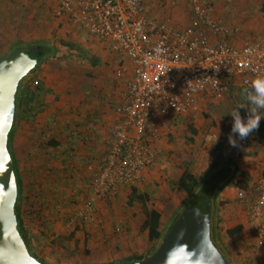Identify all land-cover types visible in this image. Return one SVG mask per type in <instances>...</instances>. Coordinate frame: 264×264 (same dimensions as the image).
Instances as JSON below:
<instances>
[{
  "label": "crops",
  "instance_id": "1",
  "mask_svg": "<svg viewBox=\"0 0 264 264\" xmlns=\"http://www.w3.org/2000/svg\"><path fill=\"white\" fill-rule=\"evenodd\" d=\"M47 2L48 5L43 3L44 13L48 8L51 10L49 14L55 12L56 1L48 0ZM204 2L209 8L211 18L218 20L227 33L210 42L224 41L233 47H243L264 40V0H204ZM158 3L159 0H144L146 19L164 22L158 20L162 13L160 6H157ZM165 10L169 11L167 7ZM172 14L173 16L164 23L172 25L175 29H182L176 27L177 25L181 27L188 25L189 7L172 8ZM2 32L5 35L3 30ZM4 38L15 42L10 34ZM90 38L95 42H74L75 48L82 47L86 49V53L90 54L89 57L82 56L85 61L78 59L76 57L78 54L74 53L72 59L76 57L79 61L61 66L54 64L58 58L51 57L49 62L41 65L39 69L36 68L27 76L22 87V97L25 101L18 111V122H16V114L14 115L11 128L13 130L8 145L12 156L16 158L19 175L22 176L23 195L25 196V192L32 189H35L37 194L35 199L38 201L36 209L39 215L36 216L35 222H39V227L34 225L33 229L39 230L37 232L42 241L48 240V246L57 248L59 251L68 247L74 248L75 237H80L75 235V229L79 227L82 229L79 232L83 234L86 250L100 253V262H104L106 254L116 251V246L119 248V255L128 253V243H132L131 251L136 252L137 255L145 251V249L140 251L137 245L139 229L137 230L136 225L131 223L136 217L144 222V214L127 213L116 221L109 217L113 215L116 205L122 203L123 197L130 196L132 188L136 189L139 195L148 198L145 203L147 208L148 204L156 199L154 207L150 209L161 213V230L187 200L184 192L179 200L171 198L168 201L169 210L165 215L166 218H163L165 212L162 202L157 199L159 190L153 187L151 180L156 178L159 171L167 169L166 165L162 166L161 161L165 159L167 151L173 149L169 140L176 135L175 132L183 121L176 128L172 125H175L179 119L191 118L196 123L192 126L196 130L204 126L205 121L202 115L206 113L210 97L203 96L198 99V112L181 117L174 124L170 122L171 125L165 129L160 128L162 137L156 144L158 155L152 166L143 171L140 182L132 186H118L115 197L96 199L93 202L96 211L94 210L92 217L85 218L82 223L81 214L79 209L76 210V206L80 205L79 202L86 204L93 195L91 185L107 154L110 128L121 119L117 111L126 102L127 86L132 77L130 71L123 76H117L116 55L110 52L106 42ZM81 63L83 64L80 65ZM32 93L33 99L27 103L26 99L31 97ZM197 133L199 132L196 131L192 135L195 136ZM247 139L249 143L244 147L237 139L235 147L231 145L229 138L223 143L220 164L228 170L227 178L220 184L225 185L215 201L214 214L216 215L213 214L215 221L213 231L216 240L223 237V232L226 233L237 226H241L242 231L251 228L255 235L249 210L245 208L246 211L242 212L240 208L231 209V203L235 199L236 191L242 190L241 188L250 189L258 181L264 180L262 146L264 117L261 118L259 129L253 131ZM218 142L220 140L215 145ZM216 160L215 157L211 163L205 162L201 170L189 169V173L199 179ZM218 170L220 168L215 171ZM182 174L183 172L178 176L177 181ZM227 204L231 210L225 209L223 212L230 210L229 214L217 213L220 207ZM140 206L142 207L141 204ZM116 222L121 231L126 230V235L118 236L119 229L115 230L116 233L110 231L109 227ZM254 240H257L256 235ZM55 252V254L58 253ZM39 254L40 261V258L47 262L55 260V255L48 256L49 251L41 253L39 250Z\"/></svg>",
  "mask_w": 264,
  "mask_h": 264
},
{
  "label": "built area",
  "instance_id": "2",
  "mask_svg": "<svg viewBox=\"0 0 264 264\" xmlns=\"http://www.w3.org/2000/svg\"><path fill=\"white\" fill-rule=\"evenodd\" d=\"M55 1L57 17L108 44L118 60L117 76L128 71L132 75L126 102L117 111L121 119L110 128L107 154L91 185L85 218L92 217L96 199L115 197L118 186L140 182L158 155L160 128L197 112L199 98L220 97L230 84L250 91L257 75H264V40L243 47L210 42L227 33L211 18L204 0H188L189 24L183 29L146 19L144 0ZM254 186L253 199L243 190L236 195L250 212L260 247L264 245V180Z\"/></svg>",
  "mask_w": 264,
  "mask_h": 264
},
{
  "label": "rangeland",
  "instance_id": "3",
  "mask_svg": "<svg viewBox=\"0 0 264 264\" xmlns=\"http://www.w3.org/2000/svg\"><path fill=\"white\" fill-rule=\"evenodd\" d=\"M47 1L48 0H0V60L6 55L10 54L13 51L12 49L15 50L18 48H28L36 44H43L50 50V53L43 58L37 69H39L41 65L45 64L46 62H49L51 57L58 58L55 60L54 64H59L61 66L68 65L70 62L74 63L79 61V58L85 61L83 59L84 57H82L85 55L89 57L88 55L90 54L86 53V49L82 47L75 48L76 45L74 42L95 41L90 40L91 38L87 36L85 32L72 23L57 17L55 12L49 14L51 11L49 8L44 13L43 3H47L48 5ZM157 6H160V9H162V13L158 17V20H163L165 22V20L170 19L173 16V14L171 15L172 8L175 9L179 6H187L188 8L189 3L188 0H159ZM165 7H167L169 11L165 10ZM176 21L178 22V20ZM176 21H174V23ZM179 26L180 25H177L176 27L182 29L187 27ZM2 30L5 32V35H3ZM9 34L14 38L15 42L8 40V38H4ZM74 53L78 54V56H76L78 59L76 57L75 59H72ZM82 64L83 63L80 65ZM26 78L20 81L18 92L16 93V122L19 121L18 111L24 102V97H22V87L24 86ZM245 90L246 89L240 88L237 84H230L228 91L223 94V96L209 98L206 113L204 112L202 115V118H204L205 121L204 126H200L197 130L195 127H192L195 126L196 123L193 122V119L191 118L179 119L175 125H172L176 128L178 127L177 125L183 121L181 126L177 128V131L175 132L176 135H173L172 137L175 141H173L172 138L169 140V144L173 149L171 151H167L165 159L161 161V164L163 163L162 166L166 165L167 169L164 171H159L156 178L153 181L151 180V182H153V187L157 191L159 190V196L157 199L162 202L161 205L165 212L163 218H166L165 215L169 210L168 201L171 198L179 200L180 195L183 193V191L179 188L177 181L181 172H190L189 169L194 168L196 170H201L204 167L205 162L210 161L211 163L213 158H215V143L222 137L227 139L230 135H232L231 129L234 123V117H232L230 113L237 109L238 105L243 104L248 106L246 108L239 109L241 116L246 122L249 109L253 106L249 105ZM258 111L261 116L264 114V109H259ZM189 128H192L195 130V132L197 131L199 133L193 136L189 131ZM233 138L237 139L240 142V145L244 147V140H240L238 135H233ZM19 177L21 180L22 176L19 175ZM254 188L255 186L253 185V187L250 189H241L246 192L249 199H253L255 196ZM236 193L235 199L231 203V209L240 208L242 209V212H245L246 209L238 202ZM23 194L24 191H22L18 205L21 215L25 220L24 223L28 227L27 237L30 251L36 256L37 259L40 255L39 250L41 253L44 251H49L48 256L50 257L55 255V260L51 262H47L40 258L41 263L43 264H120L128 258L144 257L145 259L146 257H149V255H152L159 245L158 244L155 248L154 243L148 241L147 232L143 226V222L142 220H138L136 217L131 223L136 225L137 230L139 229L137 245H139L138 247L140 248V251L145 249L144 253L140 255H137L136 252L133 253L130 247L132 246V243H128V253L126 255H119V248L116 246V251H113V253L108 252L104 262H100V253H92L89 251V249H87L88 251L86 250L85 244L83 243V234H80L79 232L82 231V229L79 227L75 229V235L80 237H75L73 244L74 248L68 247L62 251H59L57 248L55 249L52 246H48V240L42 241L38 233L39 230H37V232L35 229H33L34 225L35 227H39V222H35V220L34 222H29L26 201L27 191L25 192V196ZM155 200L153 201L155 202ZM154 202L148 204L149 209L154 207ZM79 204V206H76V210L79 209L78 211L81 214L80 220H82L81 222L83 223L85 219L84 209L86 207L85 204L83 205V203L81 204L79 202ZM115 208L116 209L113 210V215L109 216L111 220L115 221L117 218L121 217L122 215L125 216L127 213L130 215L132 212H135L134 215H138L140 213L143 214V207H141L138 203L134 204L129 196H124L122 203L117 204ZM225 209H230L228 208V204L226 206L220 207L218 210L219 212L217 211V213L227 215L231 212V209L227 212H223ZM214 215H216V213ZM213 226L215 227L214 220ZM168 227L169 222H167L165 225L163 232ZM109 229L111 232L116 233L115 230L119 229V224L116 222L115 224H112ZM126 234V230L121 231V229H119L118 236H124ZM255 235L251 228L245 231L241 230L233 237H229L223 232V237L221 239H215V242L220 248V254L223 255L226 261H230L231 264H264V245L260 247L257 246L256 241L254 240ZM54 250L58 253L55 254L56 252Z\"/></svg>",
  "mask_w": 264,
  "mask_h": 264
},
{
  "label": "water",
  "instance_id": "4",
  "mask_svg": "<svg viewBox=\"0 0 264 264\" xmlns=\"http://www.w3.org/2000/svg\"><path fill=\"white\" fill-rule=\"evenodd\" d=\"M37 64L26 48L13 50L0 61V264H43L30 254L17 229V184L7 148L19 83ZM181 249L194 257L192 264H229L211 240L209 205L183 210L152 255L125 264H169L171 253Z\"/></svg>",
  "mask_w": 264,
  "mask_h": 264
},
{
  "label": "trees",
  "instance_id": "5",
  "mask_svg": "<svg viewBox=\"0 0 264 264\" xmlns=\"http://www.w3.org/2000/svg\"><path fill=\"white\" fill-rule=\"evenodd\" d=\"M26 49H27L30 57H34V58L38 59V64H37L36 68L39 66V64H41V61L43 60V58L50 53L49 48L43 44H36V45L30 46ZM12 50H14V49H12ZM34 70L32 72H34ZM17 92H18V89H17ZM32 95H33V93L31 94V97L26 99L27 103L32 101V99H33ZM15 101H16V95H15ZM24 101H25V99H24ZM15 111H16V103H15ZM189 131L192 133H195V131H193V129H191V128H189ZM11 132H12V130L9 133L8 141L10 139ZM224 142H225V138L222 137L220 139V142H218L215 145V155H216L215 157L217 158V160L214 161V163H212L209 166L208 170L203 174V176H201L199 179H196L193 175H191L187 171H185L181 175L178 183H179L180 189L187 195V200L172 215V217L170 218V221H169V227L164 232H163V230L160 229L161 213H159L158 211L153 210V209H148L145 206V203L148 201V198L146 196L139 195L137 193L136 189H134V188L131 189V193H130L129 197L134 203H138V204L142 205L143 214L145 217V220L143 222V226L147 232L148 241L154 243L155 248L159 244V242L162 240V238L168 233L172 224L174 223V221L176 220L178 215L183 210L187 209L188 207H198L201 210H204L205 207L209 205L210 206V221H211L210 237H211V240H212L214 246L221 253L220 248L217 246V244L215 242V236H214V231H213V229H214L213 214H214V211L216 209V206H215L216 197L219 195L222 187L225 185V184H222V185H220V184L222 182H224V180L227 178L226 172L228 169L221 167V164H220L221 163L220 154H221V151L223 149V143ZM8 143H7V148L9 151ZM9 153H10L11 158H12L13 169H14V174H15V179H16V184H17V201H16L15 207H14V212H15V216H16V220H17V229H18L20 236L23 238L30 254L36 258V256L29 249V243H28V237H27L28 227L24 223L25 220L23 219V217L21 215L20 208L18 205L19 198L22 195V191H23L22 180H20V177L18 174L17 163L15 162V159L12 156L10 151H9ZM219 168H220V170L215 171ZM35 198L37 199V194L35 193V189L27 191V197H26L27 207H28V211H27L28 213L27 214H28V220L30 223L34 222V220L37 218L36 216L39 215V211H38V209H36L38 206V204H37L38 201ZM241 230H242V227L237 226V227L227 231L226 233L229 237H233V236L237 235ZM143 259H144V257L128 258L127 260L123 261L120 264H125V263H129V262H134V261H140Z\"/></svg>",
  "mask_w": 264,
  "mask_h": 264
},
{
  "label": "clouds",
  "instance_id": "6",
  "mask_svg": "<svg viewBox=\"0 0 264 264\" xmlns=\"http://www.w3.org/2000/svg\"><path fill=\"white\" fill-rule=\"evenodd\" d=\"M246 97L250 107L247 120L241 116L239 109L246 108V105H238L237 109L233 110L230 114L234 117V123L232 125L231 133L229 136V142L233 147L237 146V140L233 138V135H238L240 140H244L249 137L253 131L259 129L261 116L259 109H264V75H257L252 81L251 90H245ZM264 202V198H262ZM194 257L185 253L182 249L176 250L171 253V259L169 264H192Z\"/></svg>",
  "mask_w": 264,
  "mask_h": 264
}]
</instances>
